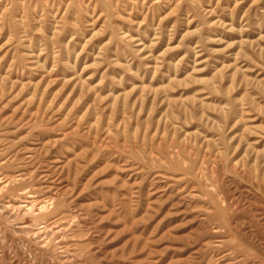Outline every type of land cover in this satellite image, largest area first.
Returning a JSON list of instances; mask_svg holds the SVG:
<instances>
[{"label":"rangeland","instance_id":"1","mask_svg":"<svg viewBox=\"0 0 264 264\" xmlns=\"http://www.w3.org/2000/svg\"><path fill=\"white\" fill-rule=\"evenodd\" d=\"M0 264H264V0H0Z\"/></svg>","mask_w":264,"mask_h":264}]
</instances>
